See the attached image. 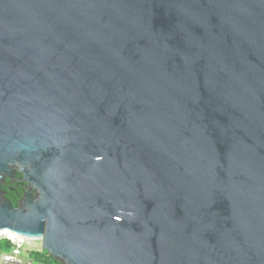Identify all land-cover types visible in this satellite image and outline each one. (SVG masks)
I'll use <instances>...</instances> for the list:
<instances>
[{"label":"water","instance_id":"obj_1","mask_svg":"<svg viewBox=\"0 0 264 264\" xmlns=\"http://www.w3.org/2000/svg\"><path fill=\"white\" fill-rule=\"evenodd\" d=\"M0 234L264 264V0H0Z\"/></svg>","mask_w":264,"mask_h":264},{"label":"trees","instance_id":"obj_2","mask_svg":"<svg viewBox=\"0 0 264 264\" xmlns=\"http://www.w3.org/2000/svg\"><path fill=\"white\" fill-rule=\"evenodd\" d=\"M3 188L6 190V195L8 196L11 201L17 205L19 199L21 198L23 192L25 191L24 184L17 182L10 183V180L3 185ZM14 246V243L6 238V237H0V255L4 252H9L10 249ZM29 260H34L36 262H40L41 264H63L59 260L55 259L52 255L49 254V252L45 249L42 250H31L29 252Z\"/></svg>","mask_w":264,"mask_h":264},{"label":"built area","instance_id":"obj_3","mask_svg":"<svg viewBox=\"0 0 264 264\" xmlns=\"http://www.w3.org/2000/svg\"><path fill=\"white\" fill-rule=\"evenodd\" d=\"M0 237H6L14 243V246L9 252H4L0 256L1 263L3 264H22L23 262L22 252H23V244L25 240L22 241V240L13 238L5 234H0Z\"/></svg>","mask_w":264,"mask_h":264},{"label":"rangeland","instance_id":"obj_4","mask_svg":"<svg viewBox=\"0 0 264 264\" xmlns=\"http://www.w3.org/2000/svg\"><path fill=\"white\" fill-rule=\"evenodd\" d=\"M19 239L22 240V238H19ZM31 250H42V243H41V241H30V240H25L24 241V244H23V252H22V258H24V259H23L22 264H41L40 262H36L34 260L27 261V260H29L28 259L29 256H30L29 252Z\"/></svg>","mask_w":264,"mask_h":264},{"label":"bare ground","instance_id":"obj_5","mask_svg":"<svg viewBox=\"0 0 264 264\" xmlns=\"http://www.w3.org/2000/svg\"><path fill=\"white\" fill-rule=\"evenodd\" d=\"M9 236H11V237H13V238H18V236L16 237V236H12L11 234H9ZM21 238V237H20ZM19 239V238H18ZM19 240H21V239H19ZM23 241V240H22Z\"/></svg>","mask_w":264,"mask_h":264},{"label":"crops","instance_id":"obj_6","mask_svg":"<svg viewBox=\"0 0 264 264\" xmlns=\"http://www.w3.org/2000/svg\"><path fill=\"white\" fill-rule=\"evenodd\" d=\"M1 255H2V254H1ZM1 255H0V256H1ZM22 260H23V258H22ZM0 264H3V263H1V261H0Z\"/></svg>","mask_w":264,"mask_h":264},{"label":"flooded vegetation","instance_id":"obj_7","mask_svg":"<svg viewBox=\"0 0 264 264\" xmlns=\"http://www.w3.org/2000/svg\"><path fill=\"white\" fill-rule=\"evenodd\" d=\"M10 183H12V182L10 181Z\"/></svg>","mask_w":264,"mask_h":264}]
</instances>
